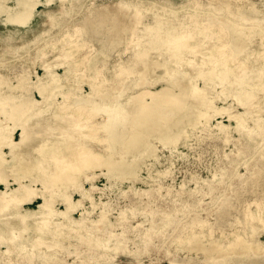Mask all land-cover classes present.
<instances>
[{"label":"bare ground","instance_id":"obj_1","mask_svg":"<svg viewBox=\"0 0 264 264\" xmlns=\"http://www.w3.org/2000/svg\"><path fill=\"white\" fill-rule=\"evenodd\" d=\"M86 1L0 0V68L9 61L3 58L10 56L16 60L7 63V73L0 70V100L3 93L26 90L11 101L14 110L5 111V119L0 117V185L5 186V190L0 189V216L14 220L6 221L9 227L4 232L8 235L3 237V230H0V264H117L115 256L126 253H132L137 264H161L166 258L170 264H189L202 253L206 255V261L219 264H264V242L259 239L244 242L243 249L238 250L242 237L237 241L222 242L204 236L206 227L213 234L216 226L227 220L221 223L222 217L214 213L216 223L209 218L211 214L206 213L205 218L197 213L191 221L183 223L181 235H169L177 230L178 220L188 217L186 211L190 205L202 207L204 212L209 211L206 206L210 204L214 209L223 206L224 212L227 207L234 206L232 196H238L242 190H237L233 180H242L245 176L239 173L238 163L232 158L244 152L242 132H246L248 139L259 137L264 140V115L255 111V108H264V35L256 38L264 30V0H181L180 4L178 0H115L113 4L110 0H102L106 2L99 6L95 0H88L90 5ZM153 4L158 7H146ZM38 5L44 10H39ZM76 6L90 11L82 21L68 17ZM181 11L183 17H177V12ZM214 33L213 36L218 37L211 36L210 39L208 36ZM207 37L210 40L206 41ZM100 44L105 48L99 49ZM125 44L132 46L123 48ZM64 45V53L58 50L62 57L55 56L60 63L55 62V57L50 59L55 64L45 61L47 58L44 60L50 54L47 50ZM201 48L206 53L198 54ZM151 52L155 55L152 53L153 56L148 58ZM185 53L192 60L189 69L182 68ZM25 54L30 62L21 59ZM131 58L132 63H142L143 67L128 69L126 64ZM163 60L170 68L162 63ZM39 61L42 75L36 72L35 65ZM181 64V69L175 68ZM155 65L164 68L163 74L155 72ZM61 66L64 71L58 73L56 69ZM127 74H131V80L125 77ZM117 79L124 82L113 85ZM199 79L202 86L197 84ZM159 81L163 82L160 87L149 88ZM211 82L218 83L222 92L214 93L215 86L210 88ZM83 84L90 86L89 93L81 92ZM33 91L43 102L32 96ZM100 94L107 95L102 101L90 102L89 98ZM57 95L62 96V101L56 106L50 124L41 122L39 117H44V113L49 112L51 116L52 112L50 114L51 110L46 106H53ZM121 97L127 99L126 104L115 101ZM228 98H232L233 103L217 105V101L225 102ZM238 107L244 111H238ZM130 108H137L139 114L128 116V128L124 126L126 129H123L113 121L111 111L118 119L126 116ZM8 115H15L14 126L9 123ZM217 115H226L229 124L219 120L212 125ZM139 119L144 122L141 124ZM66 120L75 125H64L69 123ZM17 121L29 123V127L25 125L28 129L25 126L18 129ZM20 130L21 139L15 142L16 131ZM234 131L240 138L233 136ZM36 132L41 135L39 145L35 147L40 155L31 157L33 155L29 153V156H23L24 159L22 154L16 157L11 149L25 144ZM77 133L80 140L74 138ZM191 135L196 142L201 138L221 139L225 144L234 142L236 151L225 152L228 162L213 168L211 179L201 178L200 172L184 170V178L175 188L173 157L184 160L189 157V154L178 152V148L186 145L194 148V144L188 142ZM73 138L76 145L68 147ZM83 139L102 145L103 151L84 145ZM5 144L10 153L3 152ZM158 144H163L160 149L168 151L170 156L157 154ZM124 147L127 150L119 157L101 166L110 159V153ZM105 150L108 152L103 153ZM29 157L30 161H24ZM149 158L160 161L164 168L158 169L147 163ZM16 159L20 161L18 177H25L36 169L38 175L27 181L16 180L14 186L2 168ZM99 166L100 169L107 168L103 175L111 185L114 182L122 185L124 181L129 184L128 190L123 191L120 187L118 199L107 193L106 188L95 186L94 180L100 174L94 169ZM202 167L209 169L204 164ZM263 169L264 164L251 173L252 187L260 185ZM192 181L194 188L189 186ZM84 182H89L90 186L86 187ZM138 183L146 188L139 187ZM225 187L230 188L231 196L224 194L228 192L224 191ZM96 190L102 192L105 200L97 203ZM72 191L80 198L73 199ZM168 197L171 202L177 204L180 201L185 205L170 207L166 201ZM120 198H128L133 205L130 209L119 207L113 222L109 216L116 210L115 202ZM158 198L165 199L167 204H161ZM38 199L36 209L28 207ZM56 204L63 205L64 209ZM142 205L145 206L140 209L135 207ZM145 208L154 217L151 224H146L145 220L133 226L126 222L120 224L128 213ZM77 210L79 218L74 217ZM254 212L261 218L264 207H258ZM158 214L160 218L155 221ZM233 218L232 223L247 225L239 217ZM260 218L255 224L264 220ZM34 221L41 225L32 230L30 225ZM118 226L121 230L116 231ZM251 226L255 230L258 227ZM186 232L189 234L184 236ZM196 235L200 240L195 239ZM189 239L198 241L180 257L175 248ZM12 256L19 260L12 262L9 258ZM72 256L73 260H69Z\"/></svg>","mask_w":264,"mask_h":264},{"label":"rangeland","instance_id":"obj_2","mask_svg":"<svg viewBox=\"0 0 264 264\" xmlns=\"http://www.w3.org/2000/svg\"><path fill=\"white\" fill-rule=\"evenodd\" d=\"M114 1L115 0H110L109 2H110V4H113ZM94 2H95V4L97 6H99L101 3H104L106 1L95 0ZM180 2H181V0H178V3L179 4H180ZM85 3L90 5V1H88V0ZM184 3H185V1H184ZM185 5L186 6H190V4H185ZM177 6L179 7V5H177ZM146 7H150L149 9H156L158 6L156 7V5L153 4V5H148ZM37 8H39V10H44V8L41 7V5H38ZM89 13H90V11L86 7L81 8L80 6L79 7L76 6V10L75 11H71V14H69L68 17H74V19L76 21H82L84 19V16L86 14H89ZM177 13H178L177 14V17H181V18L183 17V14L184 13L182 14V11L181 12H177ZM235 15H237V13H235ZM92 34H93V29H92ZM215 34L216 33H214V34H212V35H210L208 37L210 39H212L214 37L213 35H215ZM97 35H99V34H97ZM263 35H264V30L262 31L261 34L257 35L256 38H259V37H261ZM211 36H213V37H211ZM253 36H255V31L253 32ZM208 37H207L206 41L210 40ZM217 37L218 36H215L214 38L216 39ZM213 41H214V39H213ZM253 42H255V39L253 40ZM42 45L43 44H41L40 46H42ZM111 45H113V44L111 43ZM131 46H132V44H125L122 47L125 48V47H131ZM65 47H66V45L47 50V52L50 51L49 53L52 56L50 54H48L47 55L48 57L46 56L44 58V60L47 58V60H45V61H48L49 63H54V64H55V62L60 63V59L57 60V57H59V54L58 53L63 52V48H65ZM101 48H105V45L104 44H100L99 45V49H101ZM55 50H56V52H55ZM58 50L59 51L61 50V51L59 52ZM200 50H201L202 53L199 51L198 54L202 55L203 54V51L205 49L204 48H201ZM154 51L159 52V50H154ZM52 52H54V53L52 54ZM152 53H153V55H155L154 52H151V54L148 55V58H151L153 56ZM160 53L162 54V52H160ZM167 53H168V51L166 52V54ZM204 53H206V52L204 51ZM187 54L188 53H185L184 54V57L185 58H183L181 60V62L183 64V67H182V64L181 65H176V67H175L176 69L177 68L178 69H181V67L182 68L185 67V69H189L188 66L190 65V62H192V60H191L190 56H188ZM56 55H57V57H55ZM162 55H165V53L162 54ZM185 55H187V56H185ZM22 57L23 58H21V59L30 62V60H29V58H28V56L26 54L23 55ZM53 57L56 58L55 62H53L52 60H50V59H54ZM61 57H62V55L59 58H61ZM136 58L137 57L135 56L134 57V60ZM3 59L6 60V61L7 60H9V61L5 62L3 64L4 66L2 65V67L0 68V70L2 72H6L7 73V67H6L7 63L8 62L11 63L12 61H16V60L15 59H12L10 56L9 57H6V58H3ZM132 59L133 58H131V60L129 62H127V64H126V67L128 69H130V68L132 69V67H134V66H137V68H142L143 67L142 63L141 64H138V63H135L134 64V63H132L134 61ZM44 60H42L41 62H43ZM18 63L19 62H16L15 64H18ZM38 63L35 65L36 66V72H37V74L42 75L43 74V69L40 67V65H41L40 64V61ZM162 63H165L166 64V60H163ZM28 65L32 66L31 63H29ZM166 65L168 66L169 63H167ZM63 68L64 67H62V66L61 67H57L56 71L58 73H62L64 71ZM162 68L163 67L160 68V65H155V72L156 73H159V74L160 73L163 74L164 68L163 69ZM169 68H170V65H169ZM170 71H173V70L170 69ZM155 74H153V75L155 76ZM126 76H127V78L129 80L132 79L131 77H129V76H131V74L130 75L127 74V75H125V77ZM0 80L2 81V79H0ZM74 81H75L74 83L76 84L77 83L76 80H74ZM13 82L15 83L16 81H13ZM121 82L123 83L124 80L117 79V80H115L113 82V85H117V84L120 85ZM162 83L163 82H160L159 81L155 86H149V85H147V86H149L150 89H154V88L160 87L162 85ZM211 83H213V84H210V88H212L211 86H213V87L215 86L213 88L214 89V93L222 92L221 86H219L218 83H216V82H211ZM197 84H198V86H202L203 82L199 79L197 81ZM89 87L90 86H88V84L87 85L86 84H83V86H81V92H84V94L89 93V91H90V88ZM151 87H153V88H151ZM247 88H249V86ZM24 91H26V90L25 89L24 90L23 89H20V91L15 92V93H9V92H7L5 95H3L4 93L2 94V97H1V100H0V117H2V120L5 119V117H4L5 116L4 115V112L5 111H7L8 109L14 110L13 109L14 107L11 104V101H13L14 98L20 96L19 94H21ZM32 94H33L32 96L35 99L42 101V99H40L41 98L40 95L37 94L36 91H33ZM106 95L107 94H105L104 96H102V94H100V95H97V96H95L93 98H89V100H91L90 102H92V103L93 102L96 103L98 101H102L104 99L103 97H105ZM85 100L87 101V99H85ZM118 100H120V101H118ZM53 101H54L53 106L52 105L50 107L49 106H46L49 109V111L51 110L50 111V114L52 112L51 116L49 115V112H46L48 114L44 113V117H41V118L39 117V120L41 119V122L43 120V122L47 121V122H45L46 124H50L51 119H52V115L53 116L55 115V112H56L55 110L58 107L57 105L60 104V102L62 101V96L61 95H57L53 99ZM115 101L120 102V103H123V104H126L127 103V99H123L122 97L120 99L115 100ZM230 103H233L232 98H228L227 101H225V102L224 101H217V105L218 106H223V105H227V104H230ZM43 104L45 106L46 103L44 102ZM80 105H81V103H80ZM78 106L79 105H76V107H78ZM37 108H40V107L38 106ZM62 109H64V108H62ZM66 109H70V108H66ZM137 110H138L137 108H130V111L129 112H126L127 113L126 116L119 117L118 119L115 118L116 116L114 117L113 112L111 111V114H112V117H113V121H116L119 126H121L123 129H126V127H124V126H127L128 123H129L128 122V116H130V115H132V116L136 115V113H138ZM237 110L240 111V112H243L244 111V108L238 107ZM255 111H257V112L260 111V113L262 115H264V108H255ZM9 112L10 111H8V113ZM102 117H105V116L103 115ZM8 118H11V120H10L11 122L9 121V123H13L11 126H14V120L15 119L13 120V118H15V115L14 116L13 115H10V116L8 115ZM37 119L38 118H36V120ZM219 120L220 121L222 120L225 124H229L228 117H226V115H217L216 118L215 117L213 118L212 125H215L217 123V121H219ZM32 121L33 120H31V122ZM66 121L69 122V123H64V125L67 124V126H69V124L70 125H73L74 124V123L71 124V122L69 120H66ZM143 122H144L143 120H140V123L141 124ZM27 124L29 125V123H27ZM27 124L26 123L24 124V122H22V121L15 122V125H17L18 129H21L22 126H25ZM28 125H27V127H29ZM90 125H91V123H90ZM232 125L234 126L235 123L232 122ZM27 127L25 126L26 129H28ZM127 128H128V126H127ZM20 133H22L21 130L20 131H16V134L14 136L15 142H19L20 141V139H21V136H19ZM37 133H39V132H36V133H34V135H32V137L27 138V141H26L25 144L18 146V148L11 149L14 153H16V157H19L22 154L21 156L23 158V156H25V157L27 155L29 156V153L31 155H33L31 157H36V156L38 157L40 155V153H39V155L37 154L38 153V152H36L37 150L35 151V147H38V145H39L38 144V141L41 140L40 139V136L41 135L40 134H37ZM78 136H79V134L77 133V134H75L74 138L80 140L79 139L80 137H78ZM233 136L235 138H240L239 133L236 132V131L233 132ZM242 136H243V139L241 140L242 141L241 148H242V150L244 152L240 156H235V157L233 156L232 157V158H235V160L237 161L236 163H238L239 173H244L245 174V176L242 178V180H237V179H234L233 180L234 183H235V185H236L237 190H242L241 193L238 192V196H232V202H233L234 206L227 207L226 212H224L225 211V208L223 206H221V207H219L217 209H214V207L212 208V205L211 204L206 206L207 209H209L208 212H204L203 209H202V207H199V206H195V205H190L189 207L186 206L187 209L189 210V211H186L187 212L186 216H188V217L178 220V225H176L177 230L175 232L169 234L171 237L179 235L180 234L179 232H180V230L182 229V227L184 225L183 223H185L186 221H191L193 219V217L197 215V213H198V215H201V217L204 216L205 218H207L206 213L207 214L209 213V214H211V216L210 217L208 216V217L211 220H213L215 223H216V219L213 216L214 214L215 215H219V216L222 217V220H221L222 222L221 223H223L226 219L227 220L224 222L223 225H221V226L217 225L216 226L217 229L215 230V232L213 234H211L210 230L206 227L205 230H204V234H205L204 236H208V237L212 236V238H215V240H220L222 242L223 241L224 242L237 241L238 237H242L243 239H241L240 246L238 247V250H242L243 249V247L241 245H243L244 242H246V243L247 242H255V240H257V239H259L262 242H264V220H261V219L264 218V216H262L261 218L258 216V218H260L261 221L258 220V222L260 221V223L259 224L258 223L255 224V221L257 222V219L258 218L255 216V212H254L258 207H261V208L264 207V196L263 197H260L259 196V195L264 194V169L262 170V172L260 174V180H261L260 185L257 186L256 188L251 186V181H252V178H253V177H251V173L253 171H256L258 167H260L261 165L264 164V140L262 138H259V137L254 138V139H248V138H246L247 136H246V132L245 131L242 132ZM37 138H39V139H37ZM74 138L68 144L65 143L64 145L67 144L68 147L69 146L76 145V143L73 141ZM188 140H189L188 142L194 144L195 147L192 148V149H190L187 145L186 146H181V147L178 148V152L179 151H182L185 154H189V157L187 159H185V160L184 159L174 158L173 157V159H174V165H175V168H176V171H175V173H176V180L174 182L175 183V185H174L175 188H178L179 185H180V183L182 182V180L184 178V174H183L184 173V170L185 171H189V172L197 171V172H200L199 174H200V177L201 178L203 177V178H206V179H211L212 178L211 172H212L213 168L215 169V167L219 166L220 164H226L228 162L227 161V158L224 157L225 156V152L226 153H230L232 150L233 151H236V147L234 146V142L225 144V143H222L221 139H213V140H210V139H206V138H201L199 140V142H196V140H194L193 135H191V137H189ZM83 141L84 142H82V141H80V142H82L84 145L89 144L90 147H92L93 149H97V150L98 149H101V151H103L102 150V145H99L98 143L93 142V141L90 142V140L87 141V140H84L83 139ZM6 145L7 144L4 145L5 147H3V152L10 153V148L8 146H6ZM162 145L163 144H158L157 154H160V156H164V153H166V155L170 156L168 151L165 152V150L160 149L162 147ZM6 148H8L9 151ZM126 150H127L126 147H124L123 149H121V151H117V152L110 153V155H109L110 159L108 161H104L101 166L110 164L112 162V159L113 158L119 157L120 153H123ZM107 152L108 151L105 150L103 153H107ZM10 156H11V154H10ZM29 159H30V157L27 160H24V161H30ZM9 160H11V157L9 158ZM19 162L20 161L18 159H16V160H14V161L11 162L12 166H11V164L10 165H7V167H8V168L6 167L7 170H6L5 167L2 168L4 174L6 175V177H8V180L10 182H12L14 186L16 185V182H15L16 180L17 181H22V180L27 181V179L29 180L30 178H32L34 176H37L38 173H39L38 169H36V170L30 171L29 174H27L25 176L26 179H25V177H18V174L17 173H20V167H19L20 164H19ZM146 162L155 165L158 169H163L164 168L163 167V164H161L160 161H155L154 162V160L152 158L147 159ZM165 162H167V161H165ZM22 163H23V161H22ZM44 163H45V161H42V164H44ZM203 164L204 165H207V167H209V169H205L204 170V168L202 167ZM99 169H100V166L98 168L94 169L95 173L100 174V176H98L94 180L95 186H97L98 188H101V189L106 188L108 190L107 193L112 194V196L114 198H117V199L121 196V195H119L120 187H121V189H123V191L129 189V187H128L129 184L126 183V181H124L122 183V185L116 184V182H114V184L111 185L110 182L107 181L106 176L103 175V173H106L107 172V168L106 167H103L100 170ZM8 170H9V172H7ZM7 174L10 175V176H8ZM143 174L146 175L147 173L145 171H143ZM15 176L17 178H15ZM11 177H13V178H11ZM13 180H14V182H13ZM84 183H85L84 185L86 187H89L90 186L89 182H84ZM38 185H39V183H38ZM41 186L42 185L40 183L39 188H41ZM52 186H55V185H52ZM138 186L139 187L146 188L144 186V184H142V183H138ZM189 186L194 188V181H192L191 183H189ZM233 188H235V186ZM0 189L1 190H5V186L1 184L0 185ZM255 189H256V193H255ZM259 190H260V192H259ZM224 191H228V192H224V194H227V195H230L231 196V193H230L231 191H230V188L229 187H225L224 188ZM72 192H73V199H76L77 200V199L80 198L77 192H74V191H72ZM173 192L174 193L172 195H173V198H174V197H176V194H175V191H173ZM258 193H262V194H258ZM235 195H236V193H235ZM94 196H95V198L97 200V203H99L101 200H105V196L102 195V192L100 190H96L95 193H94ZM129 197L132 198L133 195L131 193H129ZM183 197H185V195H182V198ZM169 198L170 197H168L166 199V201H167V203L169 204L170 207L178 208V207H182L183 205H185V204H183L180 201L177 204L175 202H171L169 200ZM157 200H158V202H161V204H165L166 203L164 201L165 199L164 200L163 199L160 200L158 198ZM39 202H40V199L35 200L32 204L28 205V207H30L32 209H36V207H37V205H38ZM132 202L133 201L129 200L128 198H126V199L120 198L118 201L115 202L114 209H116V210H113L111 212V214L109 216V219L111 221L115 222L116 221V218L118 216L119 207H121V208H129L130 209L132 207V205H133ZM206 203H208V201H206ZM56 205L61 210L64 209V206L63 205H61V204H56ZM86 205L89 206L88 201H86ZM144 206L145 205H142V206H139V207L135 206V207H136V209H140V208H142ZM223 208H224V210H222ZM204 209H205V207H204ZM98 210H99V208H97V211L96 212H98ZM223 212H224V214H223ZM249 215L250 216L251 215L253 216V220L254 221L252 220V216L250 218ZM235 216L239 217L240 220H243L244 224L247 223V225H243V224H241L239 222L238 223H232V222H234V218L233 217H235ZM74 217L75 218H79L80 217V212L78 210L76 211V213L74 212ZM0 218H4V220H0V222H1L0 223V225H1L0 226V230H3V232H1V233L3 234L2 236L5 237L6 235H8V233L7 232L5 233L4 230L7 231L8 229L6 227H9L8 226V223H6V221L10 223V222H14V220L13 219H8L9 217H5V216L4 217L0 216ZM91 218H95V216L94 217H91ZM158 218H160V215L159 214L156 215L155 221L158 220ZM6 219H8V220H6ZM142 220H145L146 224H148V223L151 224V222L154 220V217L152 216L151 211H149V209L145 208L144 211H136V213H132V214H131V212L128 213V217L126 219H122L120 221V224L126 222L127 225L133 226L138 221H142ZM4 221H5L6 224L3 223ZM38 222L39 221L31 222V225L30 226H33L32 227L33 228L32 230H35L37 227H39L41 225V224L39 225ZM230 223H232V224H230ZM253 224H254V226H258V227H256V230H255V228L253 226H251ZM37 225H39V226H37ZM249 227H251V228H249ZM260 228H261V230H260ZM236 229H237V231L239 229L240 230L237 232ZM115 230L118 231V230H121V229L118 226V227L115 228ZM242 230L244 232H241ZM23 234H25V233H23ZM188 234H189V232L188 233L186 232V233H184V236H187ZM198 236L199 235L194 236L195 239ZM195 239H189L185 244H183V245L175 248V251L179 254L180 257L182 256V254L186 253L187 250L190 249V247H192L195 242H197L198 240H200L198 238H197L198 240H195ZM202 241H204V240L202 239ZM3 248H4V246H2L1 249H3ZM70 250H73V248L72 249L70 248ZM12 255H14V253ZM9 258L12 260V262H15V263L19 260V258L16 259L15 256H12V258L11 257H9ZM73 258H74V256L68 257L69 260H73ZM115 260H116V263L117 264H137V261L135 260V256L132 253L131 254L126 253V254L116 255L115 256ZM161 264H170V262L166 258V259H163L162 260ZM189 264H219V263L218 262H211V261L208 262V261H206V255L204 253H202L198 257L195 256V261L189 262Z\"/></svg>","mask_w":264,"mask_h":264}]
</instances>
